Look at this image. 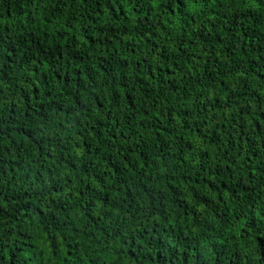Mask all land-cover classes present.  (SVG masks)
Here are the masks:
<instances>
[{
	"label": "trees",
	"instance_id": "obj_1",
	"mask_svg": "<svg viewBox=\"0 0 264 264\" xmlns=\"http://www.w3.org/2000/svg\"><path fill=\"white\" fill-rule=\"evenodd\" d=\"M0 264H264V0H0Z\"/></svg>",
	"mask_w": 264,
	"mask_h": 264
}]
</instances>
